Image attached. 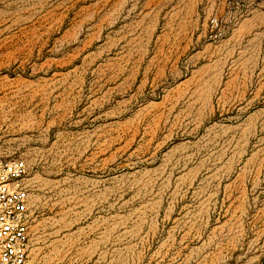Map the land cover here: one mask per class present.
I'll return each instance as SVG.
<instances>
[{
    "label": "rangeland",
    "instance_id": "rangeland-1",
    "mask_svg": "<svg viewBox=\"0 0 264 264\" xmlns=\"http://www.w3.org/2000/svg\"><path fill=\"white\" fill-rule=\"evenodd\" d=\"M30 264H264V0H0V160Z\"/></svg>",
    "mask_w": 264,
    "mask_h": 264
},
{
    "label": "built area",
    "instance_id": "built-area-1",
    "mask_svg": "<svg viewBox=\"0 0 264 264\" xmlns=\"http://www.w3.org/2000/svg\"><path fill=\"white\" fill-rule=\"evenodd\" d=\"M27 171L20 158L0 160V264H30Z\"/></svg>",
    "mask_w": 264,
    "mask_h": 264
}]
</instances>
